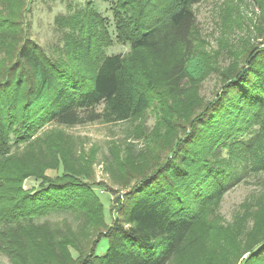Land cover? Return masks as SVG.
<instances>
[{"label": "trees", "instance_id": "obj_1", "mask_svg": "<svg viewBox=\"0 0 264 264\" xmlns=\"http://www.w3.org/2000/svg\"><path fill=\"white\" fill-rule=\"evenodd\" d=\"M200 1L117 0V38L130 45L131 54H99L92 31L100 27L74 23L71 30L79 36L70 32L65 38L74 53L72 64L65 59V65L22 32V13L0 17V248L13 264H238L243 251L250 254L239 264H264L261 220L248 240L237 238L235 245L226 241L228 235L235 239L231 227L222 229L209 220L226 189L240 180L232 162L217 158L218 149H229L231 158L247 162L246 170L250 162L252 172L264 173V43L243 54V66L223 74L226 81L218 95L193 112L187 124H170L167 144L151 140L143 163H121L117 177H129L131 191L112 223L105 220L95 184L83 180L91 174L75 158L64 160L68 164L62 179L43 177L33 191L24 188L25 180L42 175L14 155L48 125L75 127L139 117L158 99L153 91L159 86L165 91L163 108L170 105L168 97L186 98L181 101L193 106L187 99H194L209 71L194 39L192 7ZM255 1L264 15V0ZM91 15L102 25L100 14ZM14 32L21 35L10 41L18 35ZM174 50L161 81L145 64L140 71L133 62L150 54L160 63L163 54ZM254 125H259L256 138L242 139ZM57 135L45 144L53 153L61 143ZM51 213L83 219L85 233L37 222ZM103 239L109 245L101 254Z\"/></svg>", "mask_w": 264, "mask_h": 264}, {"label": "rangeland", "instance_id": "obj_2", "mask_svg": "<svg viewBox=\"0 0 264 264\" xmlns=\"http://www.w3.org/2000/svg\"><path fill=\"white\" fill-rule=\"evenodd\" d=\"M116 1L0 0V17L8 16L9 13H22V32L41 45L54 61L65 65V59L72 64L74 58L65 38L70 32L73 38L79 36V32L71 30L70 26L74 23L77 27L82 26L85 29L93 24L100 27V30L92 31L95 48L99 54H131L130 45L118 41L117 38L113 9ZM192 9L196 15L194 39L209 68L207 77L193 92L194 99H187L193 101V106L184 104L186 98L178 100L168 97L170 105L165 104L167 109L163 108L161 97L165 91L163 86H159L153 91L158 99L153 101L142 115L132 120L115 123L93 122L75 127L55 124L46 126L34 136L33 142L23 144L14 152L15 156L23 160L28 170L42 175L31 174L24 182L26 190H39L44 178L62 179L65 174L64 163L68 164L64 160L75 158L74 162L86 167L91 174L89 178L83 177V180L95 184L94 189L104 206L106 222L112 223L118 217L122 205L126 202V196L131 191L129 177H117L121 163L123 166L143 163L145 153L148 155L150 152L148 149L152 145L151 140L167 144L171 138L170 124H187L186 120L191 114L197 113L202 104L212 101L218 95L226 81L223 74L235 66H243L242 58L245 52L263 47L264 15L255 0H201ZM82 11L88 12L79 14ZM92 11L102 16V25L92 19ZM103 24L106 27H103ZM20 35L21 33L12 36L10 41L17 40ZM176 53L174 50L163 54L160 63L150 54V60L148 56H144L133 59V62L140 71V67L145 64L149 74L154 78L159 77L161 81L162 72L170 65ZM102 108L103 105L98 107L99 110ZM184 127L181 128L182 134L185 132ZM258 128L259 125H254L253 129L244 133L241 138L247 142L251 141ZM57 134L61 143L57 144V153H53L45 144L51 142L52 136ZM216 152L217 158H225V163L234 164V172L240 176V180L235 179L226 189L219 204L214 206L215 212L210 215L209 220L218 221L222 229L231 227L230 234L235 239L228 235L227 245H235L237 238L244 243L249 239V234L256 228L258 221L261 220L264 225V173L252 172L250 162L246 170L247 162L231 158L229 149H218ZM56 161L58 164H55ZM37 222H47L53 229L60 227L63 231L71 226L79 229L81 235L85 233L83 219L72 213H51L39 218ZM108 245V240L103 239L99 253H104ZM71 251L74 257L78 256L77 250L72 248ZM249 254V251H243L237 263H241ZM228 255L232 256L231 253ZM13 263L10 256L0 248V264ZM233 264H236V260Z\"/></svg>", "mask_w": 264, "mask_h": 264}]
</instances>
